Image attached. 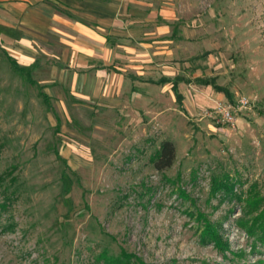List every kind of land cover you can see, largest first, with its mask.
I'll return each mask as SVG.
<instances>
[{
  "label": "rangeland",
  "instance_id": "1",
  "mask_svg": "<svg viewBox=\"0 0 264 264\" xmlns=\"http://www.w3.org/2000/svg\"><path fill=\"white\" fill-rule=\"evenodd\" d=\"M176 3V36L185 38L175 60H185L191 82L180 104L171 88L147 82L141 96L59 103L31 67L0 50V264H107L103 255L130 264H264L236 226L243 203L209 195L213 178L228 174L243 182L240 191L256 183L264 196V0ZM198 73L230 98L195 84ZM242 97L251 105L233 128L204 115ZM165 141L174 161L157 170ZM199 214L228 250L201 242Z\"/></svg>",
  "mask_w": 264,
  "mask_h": 264
},
{
  "label": "crops",
  "instance_id": "2",
  "mask_svg": "<svg viewBox=\"0 0 264 264\" xmlns=\"http://www.w3.org/2000/svg\"><path fill=\"white\" fill-rule=\"evenodd\" d=\"M176 1L0 0V50L31 67L59 103L125 90L141 96L145 82L172 89L176 78L183 80L177 83L183 99L191 82L182 76L185 60H175V44L185 38L176 36Z\"/></svg>",
  "mask_w": 264,
  "mask_h": 264
},
{
  "label": "trees",
  "instance_id": "3",
  "mask_svg": "<svg viewBox=\"0 0 264 264\" xmlns=\"http://www.w3.org/2000/svg\"><path fill=\"white\" fill-rule=\"evenodd\" d=\"M204 54L203 56H205ZM12 66L18 71L23 72V68L18 66L13 60L10 61ZM196 69V68H195ZM193 68V70H195ZM168 80H162L160 83H166ZM183 81L182 78H176L172 83V91L176 96L177 102L180 104L182 96L177 91V83ZM189 80H185V83H189ZM193 82L201 86H211L217 92L224 94L225 97L230 98L228 90L215 83L214 79H206L197 77L193 79ZM44 99H47L45 94H42ZM153 159L154 166L157 170L168 168L172 165L175 157L174 146L171 142L165 141L159 146V150L155 153ZM243 185V182L237 178H231L228 174H223L219 177H214L211 185L209 195L214 197L220 196V201L237 199L243 203L245 210L242 212V216L236 220V226L242 230L246 236L252 239V247L255 249L256 245H259L262 253H264V196H261L256 183L250 184L245 192L239 190ZM198 220L204 222V226L200 230V240L202 243H212L217 249L226 251L229 249V245L226 240H223L219 234L217 227L211 225L206 221L205 216L198 215ZM105 258L107 264H130L129 257L122 255L121 258L109 259L106 255Z\"/></svg>",
  "mask_w": 264,
  "mask_h": 264
},
{
  "label": "built area",
  "instance_id": "4",
  "mask_svg": "<svg viewBox=\"0 0 264 264\" xmlns=\"http://www.w3.org/2000/svg\"><path fill=\"white\" fill-rule=\"evenodd\" d=\"M250 105V102L242 97L233 103H217L213 110L205 112L204 115L218 126L233 128L235 114L249 108Z\"/></svg>",
  "mask_w": 264,
  "mask_h": 264
}]
</instances>
